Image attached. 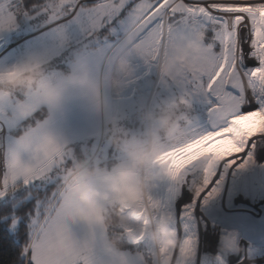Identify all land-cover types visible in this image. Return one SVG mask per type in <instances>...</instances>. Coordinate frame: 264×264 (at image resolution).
I'll list each match as a JSON object with an SVG mask.
<instances>
[{"label": "snow or ice", "instance_id": "1", "mask_svg": "<svg viewBox=\"0 0 264 264\" xmlns=\"http://www.w3.org/2000/svg\"><path fill=\"white\" fill-rule=\"evenodd\" d=\"M22 24L43 41L35 54L52 68L79 58L100 76L126 49L137 68L131 85L140 69L155 73L154 107L163 98H184L178 135L158 163H167L176 191L189 184L191 202L177 216L171 202L152 192L128 193L122 208L129 223L121 231L128 264H144L140 251L155 253L147 233L167 221L182 241L167 253L171 264H189L198 244L194 213L199 201L207 205L218 195L221 164L231 167L247 153L240 165L246 167L264 146V0H0V33ZM169 62L176 66L172 78L158 79ZM197 103L206 106L203 121ZM53 115L38 90L0 95V131L18 130L0 166V218L11 217L13 228L26 225L18 264H93L84 247H98L104 229L91 223L94 210L80 211L69 187L73 147L50 130ZM95 255V264H111Z\"/></svg>", "mask_w": 264, "mask_h": 264}, {"label": "clouds", "instance_id": "2", "mask_svg": "<svg viewBox=\"0 0 264 264\" xmlns=\"http://www.w3.org/2000/svg\"><path fill=\"white\" fill-rule=\"evenodd\" d=\"M175 67V62L162 63L158 79L172 78ZM136 73L128 51L121 49L110 70L100 76H94L91 67L79 58H74L68 69L52 68L36 54L0 74L3 97L38 90L42 105L55 114L74 98L73 94H78L106 118L107 143L116 157L98 158L92 149L77 153L72 148L75 158L68 165L69 187L75 192L80 211L94 210L91 223L104 229L98 247L90 244L84 247V254L90 256L93 264L97 259L95 253L111 264H128L123 255L128 250L126 234L121 231V226L129 223L122 208L126 194L144 196L169 179L167 163H158V158L177 137L181 116L187 108L183 97L163 98L155 107L151 104L138 111L136 128L126 127L119 118L110 115V96H120L134 82ZM146 239L155 253L148 258L141 250L144 264H171L168 251L178 249L182 243L167 221L153 224ZM222 250H240L234 235L223 237Z\"/></svg>", "mask_w": 264, "mask_h": 264}, {"label": "rangeland", "instance_id": "3", "mask_svg": "<svg viewBox=\"0 0 264 264\" xmlns=\"http://www.w3.org/2000/svg\"><path fill=\"white\" fill-rule=\"evenodd\" d=\"M31 33L32 29L23 24L14 31L0 33V71L42 50L43 41ZM61 68L68 69L70 66L61 64ZM138 75L141 79L120 96H110V115L119 118L126 127L132 129L139 122L136 118L128 117L137 115L143 106L152 104L155 82V73L145 76L143 68ZM73 97L56 112L59 122L50 130L68 141L77 153L95 147L97 153L100 150L99 155L109 156L106 118L97 114L78 94H73ZM197 104L195 114L203 121L207 116L203 112L206 106ZM58 125H61V129ZM7 130L0 131V166L6 148L14 141ZM23 158L27 160V154ZM246 159L247 153H244L236 158L237 162L231 167L226 168L221 164L216 177L217 180L223 177L218 195L207 205L202 200L198 202L192 222L198 244L196 256L189 264H221V259L223 264H264V146L258 145L253 153V161L241 168L240 165ZM152 195L164 202H171L179 216L185 204L191 202L193 191L189 184L180 186L176 191L173 182L166 180L152 190ZM229 234L236 237L239 251L222 250L223 237Z\"/></svg>", "mask_w": 264, "mask_h": 264}, {"label": "trees", "instance_id": "4", "mask_svg": "<svg viewBox=\"0 0 264 264\" xmlns=\"http://www.w3.org/2000/svg\"><path fill=\"white\" fill-rule=\"evenodd\" d=\"M195 106H198V104H196ZM203 112L206 113V111ZM136 117L137 115L133 114L128 117V119H133ZM135 120L137 121V118ZM128 122L130 121L128 120ZM11 132L13 134H17L18 130L12 129ZM116 155V153L110 150V154L108 157L115 158ZM18 214L22 215V213ZM11 219V217H9L8 219L0 218V264H18L20 260L21 250L27 239L26 225L20 223L15 228H13Z\"/></svg>", "mask_w": 264, "mask_h": 264}, {"label": "crops", "instance_id": "5", "mask_svg": "<svg viewBox=\"0 0 264 264\" xmlns=\"http://www.w3.org/2000/svg\"><path fill=\"white\" fill-rule=\"evenodd\" d=\"M60 68H61V66H60ZM56 116H57V114L55 113V114L53 115V119H52V122H51L50 129H51V128H55V126H57V124H58V122H59V119H58ZM58 128L61 129V125H58ZM11 130H12V129H11ZM11 130H10V129L7 130V134H8L9 136H11L12 138H14V135H15V134H13V133L11 132Z\"/></svg>", "mask_w": 264, "mask_h": 264}, {"label": "water", "instance_id": "6", "mask_svg": "<svg viewBox=\"0 0 264 264\" xmlns=\"http://www.w3.org/2000/svg\"><path fill=\"white\" fill-rule=\"evenodd\" d=\"M8 36H10V34H8ZM0 49H1V47H0Z\"/></svg>", "mask_w": 264, "mask_h": 264}, {"label": "bare ground", "instance_id": "7", "mask_svg": "<svg viewBox=\"0 0 264 264\" xmlns=\"http://www.w3.org/2000/svg\"><path fill=\"white\" fill-rule=\"evenodd\" d=\"M254 172V171H253ZM255 177V176H254ZM252 183H254V182H252ZM253 187V186H252Z\"/></svg>", "mask_w": 264, "mask_h": 264}]
</instances>
